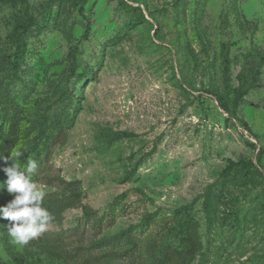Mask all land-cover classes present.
Masks as SVG:
<instances>
[{
	"label": "rangeland",
	"instance_id": "1",
	"mask_svg": "<svg viewBox=\"0 0 264 264\" xmlns=\"http://www.w3.org/2000/svg\"><path fill=\"white\" fill-rule=\"evenodd\" d=\"M81 2L0 0V185L35 160L54 217L22 247L0 218V264H264V0Z\"/></svg>",
	"mask_w": 264,
	"mask_h": 264
},
{
	"label": "clouds",
	"instance_id": "2",
	"mask_svg": "<svg viewBox=\"0 0 264 264\" xmlns=\"http://www.w3.org/2000/svg\"><path fill=\"white\" fill-rule=\"evenodd\" d=\"M20 155L21 152L16 154ZM13 160L11 166L3 169L7 179L0 189L6 187L9 194L15 195L6 206H0V218L10 222L8 235L14 244L22 247L44 233L54 217L42 206L45 191L30 179L37 171L36 161L28 160L27 166L22 167L15 158Z\"/></svg>",
	"mask_w": 264,
	"mask_h": 264
},
{
	"label": "trees",
	"instance_id": "3",
	"mask_svg": "<svg viewBox=\"0 0 264 264\" xmlns=\"http://www.w3.org/2000/svg\"><path fill=\"white\" fill-rule=\"evenodd\" d=\"M83 3L84 0H82L81 5L79 7V11L82 12L83 10ZM76 54H77V46H73L68 50L67 56L69 59V66L70 68H74L75 61H76ZM222 107H224L221 104ZM71 122V121H70ZM71 124V123H69ZM69 126H59L58 131L53 139L54 145H63L67 140V130ZM246 129V126H244ZM241 166L243 168H246L248 166L251 167V169L255 173H260L259 168L261 167L260 159L257 158V165L258 167H255V165L249 161H237V162H231L226 167V169L232 170L235 166ZM204 207L206 210H208V202L204 201ZM175 216L178 217V224L173 226L171 229L174 232V236L176 239V244L174 246V251H176L177 255L183 260L185 258H190L195 251L196 245L198 244V234L196 231V221L192 215L191 208L186 206L181 209L176 210ZM120 236H126L128 239L129 232H125L123 234H120ZM170 255V251H166L164 253L163 258H167ZM160 263H165L162 260H159Z\"/></svg>",
	"mask_w": 264,
	"mask_h": 264
}]
</instances>
